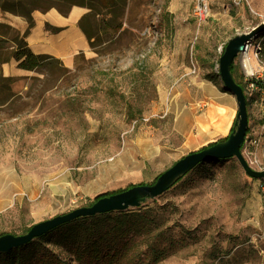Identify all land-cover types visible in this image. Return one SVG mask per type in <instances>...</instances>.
<instances>
[{
    "label": "rangeland",
    "instance_id": "1",
    "mask_svg": "<svg viewBox=\"0 0 264 264\" xmlns=\"http://www.w3.org/2000/svg\"><path fill=\"white\" fill-rule=\"evenodd\" d=\"M197 1L128 0L125 32L102 37L92 56H79L72 68L47 60L15 76V112L0 109V236L153 185L180 159L229 137L238 103L221 79L220 58L232 39L264 22V0H209L211 16L201 25L193 17ZM250 44L256 76H264V31ZM243 57L234 61L249 120L242 152L264 171V84L246 72ZM212 106L226 113L223 131L209 116ZM127 211H152L154 237H170L163 260L145 254L142 233L121 238L101 226L87 234L80 223L0 264H49L51 257L65 264H264V179L248 176L236 158L204 163ZM101 234L111 262L95 261L88 242L74 238Z\"/></svg>",
    "mask_w": 264,
    "mask_h": 264
},
{
    "label": "trees",
    "instance_id": "2",
    "mask_svg": "<svg viewBox=\"0 0 264 264\" xmlns=\"http://www.w3.org/2000/svg\"><path fill=\"white\" fill-rule=\"evenodd\" d=\"M127 5L128 0H0V9L4 13L21 16L25 18L28 23V28L23 35L10 25L0 23V109H2L5 114H8V116L12 117L15 112L14 106L18 99V96L13 90V85L16 78L7 77L4 75V64L14 60L18 63L19 69L33 71L43 67L47 60L59 61L48 55H37L33 53L26 43V37L28 33L35 26L33 15L36 11L46 12L51 8H57L61 13L68 14L73 6L87 8L89 12L81 18L79 25L86 34L90 43V47L93 48L97 46L98 43H102V37L107 36L109 39H112L122 35L125 32V30H123V18L126 13ZM82 55L83 54L79 56ZM231 72L234 75L237 84L240 85L236 77L237 73L234 63L231 66ZM234 128L235 127L233 126L231 132L234 130ZM227 139L228 138L223 139L221 142H225ZM214 160L222 159H212L209 161ZM202 164L198 165L196 168L200 167ZM182 178L183 177L179 178L178 181L182 180ZM100 198L101 197L97 198L94 202ZM127 210L113 211L90 217H81L72 222L62 224L48 234L35 240L45 238L61 228H67L69 232L71 230L73 231L72 227L79 228L80 223H82L81 226L87 234L99 232L101 226H105L109 229L107 230L108 232L106 234H108L110 231H113L118 233L121 238L128 235L132 231H135L137 234H144L147 236L145 241L147 245V251L145 254L149 255L150 259L154 260L155 263L163 260L167 256L168 251L167 248L162 245L168 242L170 237L164 236V232H160L158 237H154L153 228L155 221L151 217L152 211L132 212ZM87 222L91 223L86 224ZM74 238L76 242L82 240H86L88 242L87 251L91 250L93 252L92 255L95 257V261L102 258H104V260L107 262L115 260L114 255H111L112 248L102 247L101 245L102 239H104L103 234L99 235L97 239H80V237ZM157 238L158 241H156ZM29 244L25 246H28ZM25 246L16 248L7 253H0V257L12 256L14 255L15 251H18ZM107 249L108 251H106ZM83 250L84 249H82V251ZM51 258L54 261L50 260L49 264L66 263V261L62 259H55L54 257ZM19 264H22L21 261Z\"/></svg>",
    "mask_w": 264,
    "mask_h": 264
},
{
    "label": "water",
    "instance_id": "3",
    "mask_svg": "<svg viewBox=\"0 0 264 264\" xmlns=\"http://www.w3.org/2000/svg\"><path fill=\"white\" fill-rule=\"evenodd\" d=\"M264 31V22L251 32L239 35L232 39L222 57L219 68L222 81L228 90L236 97L238 103L237 122L235 128L225 142L207 146L193 152L177 161L171 168L161 174L153 185H137L123 192L98 199L89 207L72 211L68 214L57 216L53 219L32 226L26 234H5L0 236V253H7L16 248L25 246L33 240L40 238L62 224L72 222L81 217H90L113 211H125L137 208L147 198H157L167 192L179 178L193 171L198 165L212 159L236 158L248 176L255 179H264V171L254 170L243 155L249 126L247 99L243 88L237 84L231 72L235 59L245 50L250 41Z\"/></svg>",
    "mask_w": 264,
    "mask_h": 264
},
{
    "label": "crops",
    "instance_id": "4",
    "mask_svg": "<svg viewBox=\"0 0 264 264\" xmlns=\"http://www.w3.org/2000/svg\"><path fill=\"white\" fill-rule=\"evenodd\" d=\"M88 12L87 8L81 6H73L68 14L61 13L57 8L46 12L36 11L33 15L35 26L26 37L28 47L37 55H48L72 68L79 55L92 56L89 40L79 25ZM0 23L10 25L22 35L28 28L25 18L4 13L1 9ZM23 72L14 60L3 65V73L7 77H15Z\"/></svg>",
    "mask_w": 264,
    "mask_h": 264
},
{
    "label": "built area",
    "instance_id": "5",
    "mask_svg": "<svg viewBox=\"0 0 264 264\" xmlns=\"http://www.w3.org/2000/svg\"><path fill=\"white\" fill-rule=\"evenodd\" d=\"M244 1L246 0H234L236 5H241ZM211 16V9H210V5H209V0H198L194 10H193V17L195 18L196 22L201 25L204 24ZM252 45L248 44L247 47L245 48V50L243 52H241L242 56L245 55H251L252 54ZM258 55L253 53V60L257 59ZM243 67L245 68L244 64ZM246 70V69H245ZM251 78H255V83H262L264 84V76L258 75L256 76L255 71L252 72V74H250Z\"/></svg>",
    "mask_w": 264,
    "mask_h": 264
},
{
    "label": "bare ground",
    "instance_id": "6",
    "mask_svg": "<svg viewBox=\"0 0 264 264\" xmlns=\"http://www.w3.org/2000/svg\"><path fill=\"white\" fill-rule=\"evenodd\" d=\"M243 64L245 66L246 72L250 75L252 74L253 71H255V64L253 62V58L251 55H245L243 57ZM209 116L211 118H217V124L216 127L218 129V131H223V127L225 126L224 122H225V117H226V113L224 112V110L220 107H214L212 106L209 109Z\"/></svg>",
    "mask_w": 264,
    "mask_h": 264
}]
</instances>
